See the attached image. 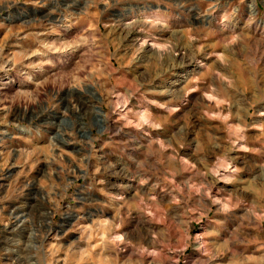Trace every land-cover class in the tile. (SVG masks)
Listing matches in <instances>:
<instances>
[{
	"label": "rangeland",
	"instance_id": "1",
	"mask_svg": "<svg viewBox=\"0 0 264 264\" xmlns=\"http://www.w3.org/2000/svg\"><path fill=\"white\" fill-rule=\"evenodd\" d=\"M0 264H264V0H0Z\"/></svg>",
	"mask_w": 264,
	"mask_h": 264
},
{
	"label": "bare ground",
	"instance_id": "2",
	"mask_svg": "<svg viewBox=\"0 0 264 264\" xmlns=\"http://www.w3.org/2000/svg\"><path fill=\"white\" fill-rule=\"evenodd\" d=\"M253 4H254V3H253ZM253 4H252V5H253ZM252 11H253V10H252ZM154 19L158 20V19H160V18L156 16ZM153 45H154V44H152V46H153Z\"/></svg>",
	"mask_w": 264,
	"mask_h": 264
}]
</instances>
